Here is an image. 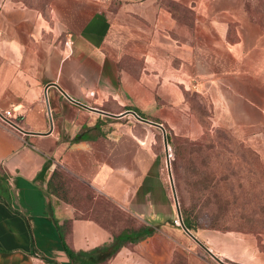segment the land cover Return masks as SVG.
I'll list each match as a JSON object with an SVG mask.
<instances>
[{
	"label": "crops",
	"instance_id": "0c3cea01",
	"mask_svg": "<svg viewBox=\"0 0 264 264\" xmlns=\"http://www.w3.org/2000/svg\"><path fill=\"white\" fill-rule=\"evenodd\" d=\"M259 1L0 0V264H76L65 241L130 227L154 231L101 264H264L257 234L184 227L156 124L264 158Z\"/></svg>",
	"mask_w": 264,
	"mask_h": 264
},
{
	"label": "rangeland",
	"instance_id": "374dc122",
	"mask_svg": "<svg viewBox=\"0 0 264 264\" xmlns=\"http://www.w3.org/2000/svg\"><path fill=\"white\" fill-rule=\"evenodd\" d=\"M223 130L209 128L201 137L191 138L194 141L203 140L205 145L209 142L208 138L217 140L218 134L223 137L217 153L208 147L203 152L200 176L195 161L198 143L187 147L184 141L187 136L171 132L178 138L180 154L175 168L171 145L167 168L173 174L181 212L182 196L183 204L193 209L197 228L192 231L237 230L257 234L260 240H264V158L254 147L230 131ZM199 178L201 183L197 182ZM199 210L201 213L196 216ZM211 218H216L212 226L208 225ZM175 219L174 222L181 225Z\"/></svg>",
	"mask_w": 264,
	"mask_h": 264
},
{
	"label": "trees",
	"instance_id": "16d2710c",
	"mask_svg": "<svg viewBox=\"0 0 264 264\" xmlns=\"http://www.w3.org/2000/svg\"><path fill=\"white\" fill-rule=\"evenodd\" d=\"M261 6L264 7V0L259 1ZM261 21L264 23V15H262L260 17ZM222 130L224 128H221ZM220 128H218V130H221ZM227 130V129H225ZM223 130V131H225ZM206 137V136H205ZM218 139H209V142L206 143L204 145V142H202L203 140H199V141H194L193 139L189 138V137H185L184 141L186 142V145L188 147V145H194L198 143V148H197V156H196V168L198 170H200V172L198 173L199 176L202 173L201 167L204 163V157H203V152L205 153L206 148L208 147L209 149H212L214 152L217 153V150L219 148H217L218 146H222V143L220 141H222L223 137L221 138V134L217 135ZM180 139V138H179ZM168 140L169 143L172 145L173 148V153L175 154L174 156V163H175V168H176V160L179 157L180 154V150H179V146H178V138L177 136L173 135L172 133H168ZM205 140V139H204ZM205 146V149H203V147ZM216 147V148H215ZM191 152V151H190ZM192 153V152H191ZM4 175V174H3ZM2 176V175H1ZM197 182H202V179H198ZM53 190L54 187H52ZM201 189H199L198 191H200ZM87 199L91 200L93 199V194L88 191L87 195H85ZM68 198V197H66ZM70 199V198H68ZM72 201H76V199H71ZM181 207H182V216H183V221L185 223V225L189 228V229H196L197 228V224L195 223V218L193 216V209H191L190 207H186L185 204H183L182 201V196H181ZM202 210V208H201ZM201 210H199L196 213V216H199L201 213ZM213 222H216V218H211V222L208 223V225L213 224ZM112 229H114V225H110ZM154 231V229L152 227H144L142 229H134L132 227L127 228V229H122L121 231H116L114 233L115 237L114 240L110 243H106L103 244L101 246L95 247L92 250H81V251H75L73 248H71L68 243L65 241V247L66 250L68 251L69 255L71 256V258L73 259V261L76 264H101L102 262H104L105 260H107L108 257H110L112 254H114L122 244H124L125 242L132 240L135 241L145 235H150L152 232ZM130 235H137L135 238L130 236Z\"/></svg>",
	"mask_w": 264,
	"mask_h": 264
},
{
	"label": "built area",
	"instance_id": "2783aa9c",
	"mask_svg": "<svg viewBox=\"0 0 264 264\" xmlns=\"http://www.w3.org/2000/svg\"><path fill=\"white\" fill-rule=\"evenodd\" d=\"M134 110H132L131 112H133ZM137 117H140V114L136 111L133 112ZM13 114V110L11 108L9 109H5L3 111H0V123L1 122H5V123H8V124H12V125H15L16 122L14 121V119L11 117ZM176 222H181V219L177 218L175 219Z\"/></svg>",
	"mask_w": 264,
	"mask_h": 264
},
{
	"label": "water",
	"instance_id": "95a60500",
	"mask_svg": "<svg viewBox=\"0 0 264 264\" xmlns=\"http://www.w3.org/2000/svg\"><path fill=\"white\" fill-rule=\"evenodd\" d=\"M134 112V111H133ZM152 122V121H150ZM158 125H160L162 128H163V131H164V136H165V144H166V147H167V150H168V156L169 155V144H168V140H167V131L165 129V127L159 123H156ZM172 176V175H171ZM172 181H173V176H172ZM174 191H175V198H176V201L178 203V207H179V213H180V216L182 218V224L184 225V227L193 235V233L189 230V228L185 225L184 221H183V217H182V212H181V209H180V203H179V198H178V195H177V192H176V189H175V186H174Z\"/></svg>",
	"mask_w": 264,
	"mask_h": 264
}]
</instances>
